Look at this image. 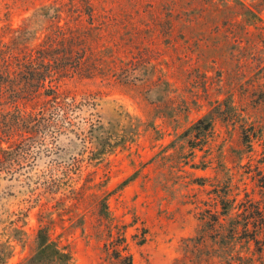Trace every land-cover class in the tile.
I'll use <instances>...</instances> for the list:
<instances>
[{
  "label": "rangeland",
  "instance_id": "1",
  "mask_svg": "<svg viewBox=\"0 0 264 264\" xmlns=\"http://www.w3.org/2000/svg\"><path fill=\"white\" fill-rule=\"evenodd\" d=\"M90 5L92 19L78 18L68 0H0L4 42L19 36L12 30L24 29L22 39L33 45L57 21L69 22L70 34L82 39L72 51L85 50L69 89L77 100L94 97L104 128L89 147L100 146L107 134L127 139L100 158L77 145L61 163L40 155L12 179L0 174L4 264H23L32 254L41 220L53 222V237L60 236L73 264H121L89 224L83 231L73 225L83 206L71 192L88 178L87 193L105 196L112 218L125 227L131 264H226L224 252H184L185 243L200 226L208 192L227 175L238 199L244 189L261 199L255 170L264 176V1ZM245 128L256 133L251 152ZM252 253L241 252L252 264H264V251Z\"/></svg>",
  "mask_w": 264,
  "mask_h": 264
},
{
  "label": "trees",
  "instance_id": "2",
  "mask_svg": "<svg viewBox=\"0 0 264 264\" xmlns=\"http://www.w3.org/2000/svg\"><path fill=\"white\" fill-rule=\"evenodd\" d=\"M68 1L71 12L78 18L87 15L92 19L91 0ZM67 24L68 21L59 26L57 21L46 29L49 33L44 39L33 45L26 38L22 39L20 32L24 29L12 30V34L19 33V36L13 35L7 42L0 39V174L9 179L19 174L23 167L31 166L40 155L54 156V160L61 163L72 146L74 150L79 145L94 158H100L127 140L107 134L100 146L89 147L104 128L95 112L94 97L89 95L77 100L74 91L69 89V81L81 69L85 50L82 47L81 54L72 51L71 47L82 39L79 35H71ZM16 40H22L19 50L12 47ZM202 122L203 119L199 120L197 126ZM207 125H211L210 121ZM254 137L256 133L252 128L242 129L249 152ZM64 143L66 146H62ZM219 166L223 167L222 171L225 169L223 164ZM255 171L261 199L255 200L245 189L243 197L238 199V186L233 183V177L225 173L224 182L213 185L208 192L211 200L205 203L207 206L199 217L200 226L195 236L186 240L184 252H224L228 256L226 264L235 261L252 264L253 258L241 252L260 255L264 251V176L258 167ZM91 181L88 178L80 191L71 192L70 199L77 206H83L73 225L83 231L89 224L96 238H105L104 248L114 253V259L121 264H131L126 253L125 227L112 218L105 196L87 193ZM61 200L65 199L57 201L56 206H62ZM53 232V222L41 220L35 247L23 264H73L70 250L60 245V236L53 237ZM5 257L0 246V264H4Z\"/></svg>",
  "mask_w": 264,
  "mask_h": 264
}]
</instances>
